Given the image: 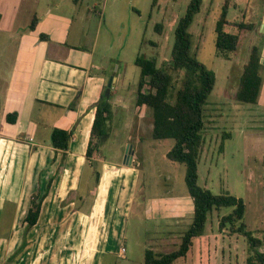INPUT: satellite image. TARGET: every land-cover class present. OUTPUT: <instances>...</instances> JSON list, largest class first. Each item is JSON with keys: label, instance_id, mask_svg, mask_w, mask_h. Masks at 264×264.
<instances>
[{"label": "rangeland", "instance_id": "374dc122", "mask_svg": "<svg viewBox=\"0 0 264 264\" xmlns=\"http://www.w3.org/2000/svg\"><path fill=\"white\" fill-rule=\"evenodd\" d=\"M37 1L39 9L33 7L31 0H0V75L5 79L4 75L11 68V57L20 52L22 38L31 34L29 23L33 13L41 17L42 6L49 2ZM190 2L85 0L83 5L74 8L73 0H50V4L61 5L62 12H73L75 20L71 27L62 30L63 41L50 38L43 44L44 52L70 65L86 67L93 76L101 72L107 87L112 78L118 77L117 83L112 85L115 93L109 95L113 107L109 122L111 137L102 147V153L92 159L97 165L86 170L85 181L90 184L95 179L94 173L100 171L102 158L123 167L125 151L128 145L133 146L131 167L137 170V186L125 217L126 253L121 250L122 255H104L102 264H144L147 248L159 253L171 252L178 248L183 233L193 222V200L185 181L186 167L167 158L175 141L153 139L151 111L135 104L141 73L135 64L136 58H155L160 68L171 64L176 29ZM202 2L201 11L194 16L189 28L191 50L215 73L216 83L205 107V143L198 164V184L213 194L229 193L244 201L246 213L242 223L255 238L262 240L260 251L264 252V83L257 104L236 100L246 60L244 47L240 46L230 59L216 54L215 29L225 0ZM256 6L255 0H233L228 12L229 22H253L254 17L261 14ZM17 8L28 12L27 17L22 16L25 21L15 19ZM225 30L239 33L233 26ZM261 65L264 79V64ZM5 90L0 82V100ZM106 91L107 88L104 94ZM50 112L49 118L54 117L56 110L50 108ZM24 133L28 134L26 130ZM13 211V205L7 204L0 217V264H37V259L32 260L30 255L29 247L33 242L29 241V233H11L16 221L11 217ZM231 212L232 208H223L220 213L213 210L208 215L204 235L194 240L186 258L174 264H246L249 256L246 237L230 234L229 228L222 232L219 229L221 217ZM53 252L50 248L45 251Z\"/></svg>", "mask_w": 264, "mask_h": 264}, {"label": "crops", "instance_id": "0c3cea01", "mask_svg": "<svg viewBox=\"0 0 264 264\" xmlns=\"http://www.w3.org/2000/svg\"><path fill=\"white\" fill-rule=\"evenodd\" d=\"M31 1L39 9L38 1ZM255 1L261 14L248 23L254 24L253 30L241 33L239 47H244L246 55L243 67L253 46H260L261 58L264 49V0ZM73 2L77 8L85 0ZM17 9L15 19L25 21L22 16L27 17L28 12ZM42 9L41 17L33 13L31 34L22 38L20 52L11 57L7 78L0 75L6 89L0 100V217L7 204L13 205L10 216L16 221L11 233L24 234L32 197L48 190L37 223L26 233L34 244L29 247L32 260L37 259V264H102L104 255H122L125 217L137 186V170L102 158L99 182L85 181L86 170L92 168L86 152L96 105L107 88L106 78L101 72L93 76L86 67L44 52L43 44L50 38L63 41L62 30L71 27L75 14L62 12V6L50 4V0ZM88 10L92 14L97 8ZM35 17L37 26L31 30ZM115 78L113 85L118 81ZM114 90L112 86V94ZM50 108L56 110L52 118ZM13 113H17L16 122L9 123L7 117ZM55 128L73 131L64 163L63 153L56 152L51 143ZM99 153L102 151L94 156ZM49 248L53 254L45 253Z\"/></svg>", "mask_w": 264, "mask_h": 264}, {"label": "trees", "instance_id": "16d2710c", "mask_svg": "<svg viewBox=\"0 0 264 264\" xmlns=\"http://www.w3.org/2000/svg\"><path fill=\"white\" fill-rule=\"evenodd\" d=\"M79 0H75L77 2ZM202 0H191L187 13L179 20L175 42L172 49L171 64L160 68L155 58L146 59L138 56L136 66L141 70L136 90L135 104L138 108H147L152 114V137L155 140L173 139L175 146L168 152L167 158L186 167L185 181L189 195L193 200V222L183 233L181 243L177 249L168 253L155 252L151 248L145 250L144 264H174L178 259L186 258L194 245V240L203 236L208 215L223 208H232V212L221 217L219 229L222 232L229 228L230 234H240L246 237L249 256L246 264H264V252L260 251L263 242L255 238L252 232L246 230L242 223L246 205L241 198L229 193L213 194L210 190L198 184V164L205 143L203 131L205 129V107L215 83V73L202 64L192 52V37L189 28L194 16L201 11ZM232 0H225L222 13L216 23V54L225 59L238 50L241 33L251 31L254 24L245 21L229 22L228 12ZM38 18L30 25L35 30ZM227 26L236 27L238 34L227 32ZM161 26L158 30L160 31ZM41 39L47 40L46 35ZM261 48L253 46L249 58L243 67L236 100L243 104L255 105L259 101L263 77L261 75ZM112 93H110V97ZM103 92L96 105V113L91 128L86 158L92 162L95 153L101 152L102 147L111 137L109 122L112 121L113 107ZM17 113L8 115L9 123H15ZM228 138L229 135L226 134ZM73 131L55 128L51 135V143L56 152L61 151L62 163L67 156ZM223 150V146H221ZM97 165V164H96ZM94 162L91 166L95 168ZM95 182H99L100 171L95 170ZM44 194H35L31 199L30 208L24 219L25 233L38 221Z\"/></svg>", "mask_w": 264, "mask_h": 264}, {"label": "water", "instance_id": "95a60500", "mask_svg": "<svg viewBox=\"0 0 264 264\" xmlns=\"http://www.w3.org/2000/svg\"><path fill=\"white\" fill-rule=\"evenodd\" d=\"M260 62H261V64L264 63V49H263L262 58H261ZM114 81H115V79L112 78L111 81L108 84L107 91L105 93V96L107 98H109V95L111 93V89H112V85H113ZM132 160H133V146L132 145H128V147H127V149L125 151L123 164L124 165H131Z\"/></svg>", "mask_w": 264, "mask_h": 264}, {"label": "built area", "instance_id": "2783aa9c", "mask_svg": "<svg viewBox=\"0 0 264 264\" xmlns=\"http://www.w3.org/2000/svg\"><path fill=\"white\" fill-rule=\"evenodd\" d=\"M122 253H125V249L124 248H122Z\"/></svg>", "mask_w": 264, "mask_h": 264}]
</instances>
